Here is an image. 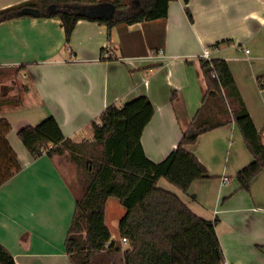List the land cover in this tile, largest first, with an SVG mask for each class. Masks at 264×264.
<instances>
[{"label": "crops", "instance_id": "crops-1", "mask_svg": "<svg viewBox=\"0 0 264 264\" xmlns=\"http://www.w3.org/2000/svg\"><path fill=\"white\" fill-rule=\"evenodd\" d=\"M26 1L0 0V10ZM99 11L113 13L111 7ZM106 47L111 57L105 60ZM160 49L164 59L151 56ZM205 49L211 59L229 64L264 142V88L259 83L262 78L264 85V0H191L188 6L176 0L165 19L122 23L110 32L106 25L81 20L68 44L59 19L21 16L0 22V68L20 67L36 77L32 88L14 78L0 87L1 117L12 126L7 139L23 166L0 187V243L16 264H81L82 259L80 251L71 253L66 246L78 212L69 164L61 156L33 159L18 137L20 127L53 116L66 138L91 140V124L107 107L147 97L155 116L142 144L147 156L160 162L178 147L202 107ZM24 109L32 110V119L15 122L12 115ZM188 150L211 178L194 182L185 194L173 186L161 188L177 194L199 217L216 221L229 264H264V170L249 191L241 188L236 175L253 157L237 125L203 134ZM110 200L106 221L113 236L109 223L119 234L125 210L114 203L109 216ZM96 257L102 258L100 264H111L105 250L92 260Z\"/></svg>", "mask_w": 264, "mask_h": 264}, {"label": "trees", "instance_id": "trees-1", "mask_svg": "<svg viewBox=\"0 0 264 264\" xmlns=\"http://www.w3.org/2000/svg\"><path fill=\"white\" fill-rule=\"evenodd\" d=\"M172 1L176 0H29L0 10V22L21 17L19 12L24 8L37 9L41 17L61 21L68 44L81 20L106 25L110 32L122 23L165 19ZM190 1L183 0L186 6ZM105 7H111V16L99 11ZM186 13L192 20L188 7ZM200 63L206 83L202 107L181 135L178 147L160 162L151 160L142 144L143 133L155 116L147 97L107 107L91 124V140L66 138L53 116L18 131L33 159L61 156L76 170L78 191L73 192L78 212L66 246L71 253L80 251L81 264H100L102 258L92 259L101 250L111 264H224L216 221L199 217L177 194L158 186L161 179H166L185 194L194 182L210 179L207 167L188 147L203 134L232 122L253 157L252 163L236 175L241 188L249 191L264 170V142L229 64L224 59H202ZM259 83L264 88L262 78ZM2 105L0 187L23 169L7 139L12 126L1 117ZM110 199L118 200L125 210L119 222L120 243L113 239L106 221ZM123 239L127 240L125 245ZM0 264H16L1 243Z\"/></svg>", "mask_w": 264, "mask_h": 264}, {"label": "rangeland", "instance_id": "rangeland-1", "mask_svg": "<svg viewBox=\"0 0 264 264\" xmlns=\"http://www.w3.org/2000/svg\"><path fill=\"white\" fill-rule=\"evenodd\" d=\"M20 71H21L20 67H2V68H0V87L2 86V84H6V82H8L9 80H12L14 78L18 82H20L22 85H28L29 88H32L34 86V82H35L36 77L34 75H32L30 72L29 73H23V72H20ZM28 74H29L28 78L25 79V76H27ZM32 113H33L32 110L29 111V109H24L23 113L13 114L12 118L16 122L17 120H19L22 117L26 116L28 118V116H29V120H30L33 117ZM29 124L31 125L30 121H29ZM22 127H20V128H22ZM67 164H69V163L67 162ZM69 170H70V172L67 174V177L69 178V180L72 183L73 190L74 191H78V187H77V183L78 182H77L76 170H74L71 167V165H69ZM158 186L159 187H162V186H164V187L171 186L172 187V185L166 179H161ZM114 203L117 204V205L119 204L118 200H116V199H111L109 204H108V211L107 212H108L109 216H110V209H112L111 207H112V205ZM120 211H122V214L124 213L123 209L120 210ZM109 225L111 226L114 239L119 241L118 240L119 234H118L117 226L115 227L113 222L109 223ZM69 234H70V232H69ZM85 237H86V235H85V232H84L82 234V236H81L82 241H84Z\"/></svg>", "mask_w": 264, "mask_h": 264}, {"label": "built area", "instance_id": "built-area-1", "mask_svg": "<svg viewBox=\"0 0 264 264\" xmlns=\"http://www.w3.org/2000/svg\"><path fill=\"white\" fill-rule=\"evenodd\" d=\"M246 53L248 54V53H249V50H246ZM159 54L162 55L161 57H162L163 59L165 58V56H164V51H163L162 49H160V50H158V51H153V52H151V56H154V58H156ZM110 57H111V54H110L108 48H107V47L104 48L103 51H102V58L106 60V59H108V58H110ZM202 58H203L204 60H208V61L212 60V59L210 58V52H209L208 49H205V50H204V52H203V54H202ZM223 181H224V182H229V180H228L227 178H225ZM123 242H124V243H127V240H126V239H123ZM224 264H229V263H228L227 261H225Z\"/></svg>", "mask_w": 264, "mask_h": 264}, {"label": "water", "instance_id": "water-1", "mask_svg": "<svg viewBox=\"0 0 264 264\" xmlns=\"http://www.w3.org/2000/svg\"><path fill=\"white\" fill-rule=\"evenodd\" d=\"M53 9V8H51ZM20 16H31L35 18H40L42 16L41 12L33 8H24L19 12Z\"/></svg>", "mask_w": 264, "mask_h": 264}]
</instances>
